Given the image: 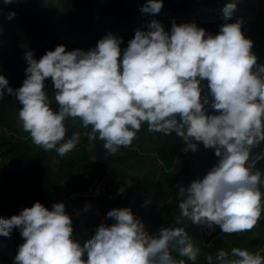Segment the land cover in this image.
Wrapping results in <instances>:
<instances>
[{
    "label": "clouds",
    "instance_id": "9594fccd",
    "mask_svg": "<svg viewBox=\"0 0 264 264\" xmlns=\"http://www.w3.org/2000/svg\"><path fill=\"white\" fill-rule=\"evenodd\" d=\"M4 4L13 0H2ZM163 0H145L141 11L159 13ZM235 0L223 6L215 34L195 22L171 23L166 31L153 19L135 30L126 47L111 32L88 50H66L58 44L39 59L26 54V76L13 89L0 75V99L14 94L22 107L23 129L45 151L60 156L73 150L82 133L66 139L68 118H79L90 142L97 137L115 153L131 145L144 123L148 130L175 133L182 151H195L197 142L218 157L203 177L178 185L182 215L194 224L223 233L251 230L264 218V170L256 168L264 152L252 149L264 141V63H258L253 42L242 32V20L229 22ZM15 15L9 12L7 18ZM55 89L54 110L45 89ZM206 81L205 83H203ZM206 87V91H204ZM210 105L215 112H209ZM87 208L88 205L86 204ZM93 235L81 243L73 237L70 215L63 202L51 208L39 201L19 214L0 217V235L20 230L14 264H188L200 251L184 226H161L149 233L131 207H113ZM177 249L181 257L173 256ZM207 264H264L260 252L232 247L209 254Z\"/></svg>",
    "mask_w": 264,
    "mask_h": 264
},
{
    "label": "trees",
    "instance_id": "16d2710c",
    "mask_svg": "<svg viewBox=\"0 0 264 264\" xmlns=\"http://www.w3.org/2000/svg\"><path fill=\"white\" fill-rule=\"evenodd\" d=\"M264 3V0H262ZM145 0H13L4 4L0 0V75L8 80V86L18 88L26 76L24 69L27 67L26 54L30 53L39 59L46 50H52L58 44L65 45L66 50L80 48L88 50L95 47L97 41L105 34L111 32L122 38L121 49L127 46L128 41L134 36L135 30L147 29L153 19L159 20L166 31L170 30L171 23L195 22L205 28L206 32L215 34L219 26L224 23L223 15L216 11V7L227 0H199L193 9L184 8L180 11L174 0H170L169 8L159 13L152 14L141 11ZM15 15L8 19V13ZM235 9L229 22L236 20ZM253 42L252 51L260 53L258 63H264V21L250 25L245 35ZM206 85V81H204ZM45 89L52 101L50 105L54 110L58 108L55 102V89L50 78L45 81ZM206 87L204 91H206ZM22 107L14 94L6 93L0 99V123L8 128L12 126V134L6 139L0 136V188L4 193L0 195V217H10L19 214L24 207H30L35 201H39L51 208L55 202H63L65 211L71 217V210L65 202L60 191L61 177L54 175L47 152L42 146L30 145L27 140L21 138L15 126L19 121L18 112ZM209 112H215L210 105L205 106ZM67 127L66 139L73 131L82 133L80 142L74 150L81 154L67 157L63 155L58 161L59 169L70 180L82 178L83 183L88 184L92 180L100 182L111 178L119 166L133 159H148L149 164L142 174L140 183L143 192L149 187L148 181L158 177V185L163 187L167 205L155 212L158 197L149 199L145 194L137 197L143 202L149 199L147 211L134 213L145 224L149 233L155 234L159 228L167 225L183 226L186 219L178 207L183 198L178 192V185H188L193 179L203 177L208 169L218 159L213 148H205L202 142H197L195 151H182L183 140L175 133L165 135L161 132L148 130L144 123L136 133L131 145L121 146L115 153L108 152L103 147L104 141L98 137L90 142L85 131H90L91 126L85 129L79 118H68L65 121ZM92 148L95 157L90 169L83 171V162L88 159L85 146ZM148 147V152H142L143 147ZM264 152V141L252 149V155ZM49 159L57 157V152H50ZM136 157V158H134ZM4 159V163H2ZM14 164H19L18 177L10 179L4 170ZM256 168L264 170V159L256 164ZM84 173L86 175H84ZM8 177V178H6ZM8 179L7 181H4ZM5 182L7 185H3ZM83 184V185H86ZM12 189V192H11ZM23 189L33 194L22 196ZM135 196L132 186L122 199L115 202H128ZM85 206L84 202L79 203ZM9 206L13 210L9 209ZM101 210V208H99ZM103 211H105L103 209ZM96 209L87 207L83 213L72 218L73 237L83 243L96 230ZM107 224H111L110 222ZM189 239L195 247L200 249L196 261L188 264H207V254L201 246L202 236L214 239L212 234H201L197 230L188 233ZM24 242L18 228H14L9 236L0 235V264H14V257L18 246ZM246 245V241L243 243ZM173 256L181 257L177 249H173ZM202 259V260H201Z\"/></svg>",
    "mask_w": 264,
    "mask_h": 264
},
{
    "label": "rangeland",
    "instance_id": "374dc122",
    "mask_svg": "<svg viewBox=\"0 0 264 264\" xmlns=\"http://www.w3.org/2000/svg\"><path fill=\"white\" fill-rule=\"evenodd\" d=\"M199 0H174L177 4V8L180 11H184V8H195L196 4ZM236 8L235 12H237V16L246 17L251 20V26L264 21V3L262 0H235ZM226 3H221L219 6L216 7V11L219 14L223 15L222 8ZM170 5V0H163V7L162 10H167ZM146 14V13H145ZM258 57L262 55L259 53L254 52ZM17 129L18 135L27 140L30 145H35L36 147L40 146L33 142L30 134L26 132L21 124H17L15 126ZM12 126L9 128L6 125L0 123V136L4 135V138L8 139L9 134H12ZM14 133V131H13ZM2 140V138H1ZM0 140V141H1ZM86 152L88 153V159L83 162V171L86 172L90 169L91 164L94 162L95 157L92 152V148L89 146L84 147ZM148 147L144 145L142 152H148ZM57 152L55 149L48 150L47 152V159L50 161L52 170L54 175L57 177H61L62 180L60 182V191L63 194V198L65 202L68 203V206L71 210V217L75 218L79 214L83 213L85 210V206H80V202H84V205L87 204L88 207H94L96 209V228L97 226L103 223H112V218L106 217V213L113 207H131L133 213H142L144 210L147 211V205L149 203V199L156 196L158 197L157 207L155 208V212L159 209L164 208L168 200L165 197V192L163 187L158 185V177H155L153 181L147 180L148 188L143 192V185L138 182L142 179V174L146 167L151 164L150 158L140 160L131 158L129 162L119 164L117 166L114 175L111 178H106L100 182L96 180L90 181L88 184L83 183L82 178L70 181L65 177V174L61 169H59L58 161L60 159V155L57 157L51 158L50 152ZM77 154V156H75ZM67 157L81 156V154L77 153L76 150H71L70 152L65 154ZM136 158V157H134ZM4 159H2V163H4ZM20 169L19 164H14L4 170V173L9 176L10 179L18 177V170ZM84 175H86L84 173ZM8 178V177H6ZM5 179L4 181H7ZM86 184V185H83ZM3 185H7L3 182ZM135 191V196L128 202L118 203L115 202L116 200L122 199L126 192L127 188L131 187ZM12 192V189H11ZM4 193V190L0 188V195ZM145 194L149 197V199L140 202L137 200L141 194ZM29 196L32 197L33 194L27 193L25 189H23L22 196ZM101 208V210H99ZM10 210H13L11 206H9ZM103 209L105 211H103ZM184 220V227L185 230L189 233L191 231L197 230L196 224L192 223L190 219L185 216ZM145 225V224H144ZM199 232V230H198ZM207 232L212 234V236H216L214 239H207L205 236H202L201 246L204 252L207 254L214 255L217 250L224 249L226 251L231 250L232 247H239V248H246L251 252H260L262 256H264V218L260 219L256 226H254L251 230H246L240 233H223L218 225H214L213 227L207 226ZM244 241H246V245H244ZM202 260V259H201Z\"/></svg>",
    "mask_w": 264,
    "mask_h": 264
},
{
    "label": "built area",
    "instance_id": "2783aa9c",
    "mask_svg": "<svg viewBox=\"0 0 264 264\" xmlns=\"http://www.w3.org/2000/svg\"><path fill=\"white\" fill-rule=\"evenodd\" d=\"M240 18L242 20V32L244 33V35H246L249 31L250 25H251V20L249 18L246 17H241V16H236V19ZM196 227L198 228L199 232L201 234H209L207 232V226L206 225H200V224H196Z\"/></svg>",
    "mask_w": 264,
    "mask_h": 264
}]
</instances>
